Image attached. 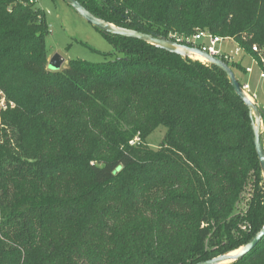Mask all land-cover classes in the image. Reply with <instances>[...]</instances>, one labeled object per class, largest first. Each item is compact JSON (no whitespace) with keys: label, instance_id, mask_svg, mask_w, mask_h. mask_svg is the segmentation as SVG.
<instances>
[{"label":"trees","instance_id":"trees-1","mask_svg":"<svg viewBox=\"0 0 264 264\" xmlns=\"http://www.w3.org/2000/svg\"><path fill=\"white\" fill-rule=\"evenodd\" d=\"M79 1L120 27L207 29L264 55V0ZM13 2L0 0V91L16 104L0 127V264H194L262 228L249 109L221 68L96 27L118 56L51 70L46 13ZM229 264H264V238Z\"/></svg>","mask_w":264,"mask_h":264},{"label":"rangeland","instance_id":"rangeland-1","mask_svg":"<svg viewBox=\"0 0 264 264\" xmlns=\"http://www.w3.org/2000/svg\"><path fill=\"white\" fill-rule=\"evenodd\" d=\"M36 7L44 10L48 23L50 24V32L46 38L48 65L50 59L53 57L63 58V67L71 59L81 58L90 62H101L108 57L113 58L118 56V54L104 55V53L114 52L112 42L66 0H39ZM171 36L172 35L168 37ZM174 36L180 35L179 33H174ZM222 37H225L222 48L227 52L233 51V56L235 58L233 62H236V66L233 70L237 79L242 83L248 82L250 84L251 93L256 94L254 101L264 110V78L261 76L263 69L258 63L253 62L252 56L249 55L250 52L246 53L245 49L243 51L242 46L233 37ZM190 58L193 60H201L195 56ZM201 61L206 62L205 60ZM240 63L243 68L251 66L253 71L251 73H245L244 69L239 66ZM15 106L16 104L12 100H9L5 92L2 91L0 95L1 128L5 126L3 123V113L8 108H14ZM261 129L264 131V118L262 120ZM166 130L167 128L165 126H158L146 137V139H144L145 143L157 149L165 137ZM3 140L4 137L0 135V141L3 142ZM142 141L139 134H137L129 143L134 145ZM248 201L249 199H247L245 203L247 204Z\"/></svg>","mask_w":264,"mask_h":264},{"label":"water","instance_id":"water-1","mask_svg":"<svg viewBox=\"0 0 264 264\" xmlns=\"http://www.w3.org/2000/svg\"><path fill=\"white\" fill-rule=\"evenodd\" d=\"M71 4L86 20L92 23L95 27L104 31L105 33L118 34L131 38H138L151 43L157 47H160L166 51L179 54L184 57H193L195 55H200L210 64L216 65L221 68L228 76L229 81L235 91V93L244 101L249 109V114L251 118V125L254 133V145L256 152L260 161V166L262 169V174L264 176V146L262 144V110L260 106L252 100L246 92L241 87L239 80L232 67L219 57L209 54L206 51L201 50L198 47L190 46L178 42L170 37L161 36L157 33H147L139 30L125 28L117 26L88 10L79 0H66ZM64 59L59 57H53L49 61V68L54 70H59L63 65ZM264 238V225L262 228L245 244L241 245L239 248L221 253L209 259L201 260L194 264H224L230 263L236 260L242 259L246 254L251 252Z\"/></svg>","mask_w":264,"mask_h":264},{"label":"built area","instance_id":"built-area-1","mask_svg":"<svg viewBox=\"0 0 264 264\" xmlns=\"http://www.w3.org/2000/svg\"><path fill=\"white\" fill-rule=\"evenodd\" d=\"M13 1H14L13 2L14 4L19 3L22 5L37 6V3L39 0H13ZM13 3L10 4V6L8 8L9 10H12ZM170 38H172L178 42L188 44L190 46L198 47L201 50L206 51L211 55H214L216 57L221 58L225 62L226 61H230V62L235 61V58L233 56V51L227 52L222 48L223 43L225 41V37L213 34L212 32H210L207 29H197L193 35L188 36V37L172 35ZM227 38H230V37H227ZM252 50H253V52H258V54H259V57L257 56V58H256V56H254L255 54L253 55V53H249V55L252 56L253 62L258 63L261 66V68L263 69L261 76H262V78H264V55L262 54V51L260 50V48H258L257 45H253ZM243 51H244V48H243ZM252 71H253L252 67L248 66L245 68L244 72L245 73H251ZM239 82H240L243 90L246 92V94L252 100H254V98H256V94L251 93L250 84L248 82L242 83L240 80H239ZM1 94H2V91H0V95Z\"/></svg>","mask_w":264,"mask_h":264},{"label":"bare ground","instance_id":"bare-ground-1","mask_svg":"<svg viewBox=\"0 0 264 264\" xmlns=\"http://www.w3.org/2000/svg\"><path fill=\"white\" fill-rule=\"evenodd\" d=\"M195 57H196V58H199V59H201V60H204V58H203L202 56H200V55H195Z\"/></svg>","mask_w":264,"mask_h":264}]
</instances>
